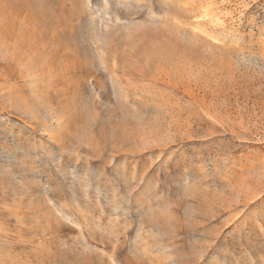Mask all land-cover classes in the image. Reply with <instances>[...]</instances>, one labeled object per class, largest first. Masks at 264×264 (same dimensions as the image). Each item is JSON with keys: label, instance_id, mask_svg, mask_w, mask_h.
<instances>
[{"label": "rangeland", "instance_id": "rangeland-1", "mask_svg": "<svg viewBox=\"0 0 264 264\" xmlns=\"http://www.w3.org/2000/svg\"><path fill=\"white\" fill-rule=\"evenodd\" d=\"M0 264H264V0H0Z\"/></svg>", "mask_w": 264, "mask_h": 264}]
</instances>
